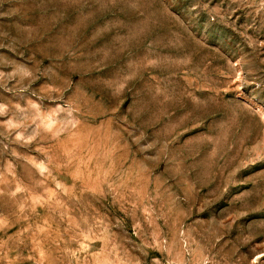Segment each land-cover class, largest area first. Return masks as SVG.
I'll use <instances>...</instances> for the list:
<instances>
[{
	"label": "rangeland",
	"instance_id": "rangeland-1",
	"mask_svg": "<svg viewBox=\"0 0 264 264\" xmlns=\"http://www.w3.org/2000/svg\"><path fill=\"white\" fill-rule=\"evenodd\" d=\"M0 264H264V0H0Z\"/></svg>",
	"mask_w": 264,
	"mask_h": 264
}]
</instances>
